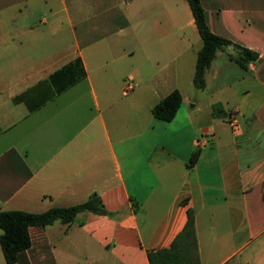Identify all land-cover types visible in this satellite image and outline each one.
<instances>
[{
    "label": "crops",
    "instance_id": "1",
    "mask_svg": "<svg viewBox=\"0 0 264 264\" xmlns=\"http://www.w3.org/2000/svg\"><path fill=\"white\" fill-rule=\"evenodd\" d=\"M202 4L260 57L220 49L198 89L187 0H0V210L98 193L108 211L30 226L31 264H151L189 209L200 264H264V0ZM176 89L175 117L156 118Z\"/></svg>",
    "mask_w": 264,
    "mask_h": 264
},
{
    "label": "trees",
    "instance_id": "2",
    "mask_svg": "<svg viewBox=\"0 0 264 264\" xmlns=\"http://www.w3.org/2000/svg\"><path fill=\"white\" fill-rule=\"evenodd\" d=\"M187 1L202 39V46L197 52L193 77L196 88H205L206 72L217 52L226 46L234 45L237 52L231 57L243 68H247L250 62L260 57L256 50L234 44L231 40L212 32L206 21L202 0ZM68 71L69 69H66L62 73L66 74ZM67 86L68 84H63L62 90ZM182 100V94L178 89L172 91L153 107L154 116L164 121H171L180 108ZM198 154L199 151L193 153L192 161L197 159ZM82 211L108 213L98 193H93L82 203L71 206H53L43 212L17 209L0 210V244L6 262L9 264H31L26 255V250L31 245L30 226H48L57 220L70 224L75 216ZM149 259L151 264H200L193 210H188V220L172 245L166 249L149 252Z\"/></svg>",
    "mask_w": 264,
    "mask_h": 264
},
{
    "label": "built area",
    "instance_id": "3",
    "mask_svg": "<svg viewBox=\"0 0 264 264\" xmlns=\"http://www.w3.org/2000/svg\"><path fill=\"white\" fill-rule=\"evenodd\" d=\"M237 123V120H236V117H234L233 121H232V124H236Z\"/></svg>",
    "mask_w": 264,
    "mask_h": 264
},
{
    "label": "rangeland",
    "instance_id": "4",
    "mask_svg": "<svg viewBox=\"0 0 264 264\" xmlns=\"http://www.w3.org/2000/svg\"><path fill=\"white\" fill-rule=\"evenodd\" d=\"M1 232V231H0ZM0 255L3 257V252L1 251V248H0Z\"/></svg>",
    "mask_w": 264,
    "mask_h": 264
}]
</instances>
